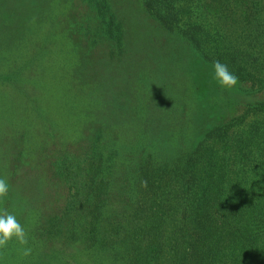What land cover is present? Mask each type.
<instances>
[{
    "label": "rangeland",
    "instance_id": "obj_1",
    "mask_svg": "<svg viewBox=\"0 0 264 264\" xmlns=\"http://www.w3.org/2000/svg\"><path fill=\"white\" fill-rule=\"evenodd\" d=\"M47 2L0 0V165L18 145L28 162L0 176L9 184L0 210L28 222V243L13 238L0 247V264H110L78 243L42 237L43 219L58 218L70 200L49 171L65 157L54 161L42 151L68 150L76 161L100 138L102 159L124 166L120 185L133 180L146 153L157 164L183 154L264 96L240 81L220 87L191 43L140 12L142 0ZM112 13L116 28L109 31ZM111 203L110 212L121 210ZM32 213L36 220L25 217Z\"/></svg>",
    "mask_w": 264,
    "mask_h": 264
},
{
    "label": "trees",
    "instance_id": "obj_2",
    "mask_svg": "<svg viewBox=\"0 0 264 264\" xmlns=\"http://www.w3.org/2000/svg\"><path fill=\"white\" fill-rule=\"evenodd\" d=\"M137 5L165 31L184 37L208 64H227L244 86L264 96V0ZM109 18L114 31L113 13ZM199 137L191 150L159 164L146 153L133 180L120 185L124 166L102 159L100 138L76 161L68 150L45 148V158L65 157L49 171L70 200L58 218L48 213L43 219L42 237L78 243L87 255L109 256L110 264H264V100ZM23 152L18 145L11 162L0 165V176L26 167ZM111 202L121 210L110 212ZM32 216L38 218L25 217Z\"/></svg>",
    "mask_w": 264,
    "mask_h": 264
},
{
    "label": "clouds",
    "instance_id": "obj_3",
    "mask_svg": "<svg viewBox=\"0 0 264 264\" xmlns=\"http://www.w3.org/2000/svg\"><path fill=\"white\" fill-rule=\"evenodd\" d=\"M213 79L219 84L220 87L232 90L239 82V78L229 70L225 63L216 60L212 64ZM9 193V184L4 178H0V200L6 198ZM15 240L21 244L28 243L27 234L24 227L18 221L14 214L7 211L0 210V247H6L7 243ZM31 253L30 248H25L23 255L27 256Z\"/></svg>",
    "mask_w": 264,
    "mask_h": 264
}]
</instances>
